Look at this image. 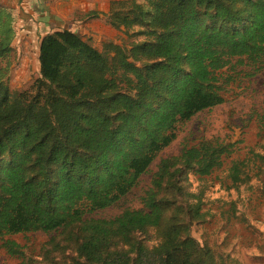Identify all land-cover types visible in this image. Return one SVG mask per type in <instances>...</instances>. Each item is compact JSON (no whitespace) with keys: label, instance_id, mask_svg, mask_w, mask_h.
Wrapping results in <instances>:
<instances>
[{"label":"trees","instance_id":"1","mask_svg":"<svg viewBox=\"0 0 264 264\" xmlns=\"http://www.w3.org/2000/svg\"><path fill=\"white\" fill-rule=\"evenodd\" d=\"M106 22L140 41L98 48L67 29L45 35L39 79L19 92L9 86L11 40L0 42V238L62 232L74 241L73 264H240L192 234L216 219L219 200L207 197L206 179L233 145L184 146L160 160L142 209L126 200L178 126L225 103L233 81L220 73L232 60L264 61V0H111ZM263 178L264 155L255 150L227 171L231 190ZM174 200L180 206L163 228ZM110 208L123 211L89 217ZM151 230L153 246L138 237ZM4 248L24 256L14 241Z\"/></svg>","mask_w":264,"mask_h":264},{"label":"rangeland","instance_id":"2","mask_svg":"<svg viewBox=\"0 0 264 264\" xmlns=\"http://www.w3.org/2000/svg\"><path fill=\"white\" fill-rule=\"evenodd\" d=\"M11 10L10 7H5L4 11H0V42L11 40L13 53L6 59L11 65V73L8 74L9 86L13 92H19L28 90L39 79V64L36 59V40L29 41L27 37L19 35V27ZM8 15L12 16L13 20L9 19ZM99 33L110 40H117V45L127 48L140 41L126 40L120 32L108 33L102 28ZM91 41L98 48H101V43H106L96 37L91 38ZM220 76L227 81H233V84L226 88L225 103L205 110L185 125L178 126L176 140L159 154L148 174L141 178L140 188L127 198L126 207L133 210L143 208L141 197L150 186L156 166L162 159L179 156L184 146L191 147L204 140L217 139L226 145H233L234 153L225 159L223 168L206 179L207 197L211 201L219 200L218 205L213 206L216 219L206 226L193 227L192 234L201 243L207 242L213 247L219 245L218 252L224 259H236L237 249L241 250L246 264V256L249 259L253 254L264 256V178L254 181L250 188L231 190L227 171L231 161L244 159L250 150L264 155V61L253 65L247 61L240 64L239 60L234 59ZM191 180L196 186V180L193 177ZM183 187L191 190L184 184ZM177 206H180L177 200L171 201L166 210L163 228L166 221L168 224L171 222L170 216ZM221 209L224 216L219 214ZM231 209L232 212L229 213ZM122 211L110 208L89 217L113 219ZM138 237L146 239V244L150 246L156 242V232L153 230ZM52 239H55L54 244H51ZM6 241L19 244L23 258L10 257L4 248ZM48 244L51 245L49 254L46 253ZM73 246L74 241L62 232L58 235L37 232L5 236L0 238V264H20L23 261L25 264H73L72 254L69 253Z\"/></svg>","mask_w":264,"mask_h":264},{"label":"crops","instance_id":"3","mask_svg":"<svg viewBox=\"0 0 264 264\" xmlns=\"http://www.w3.org/2000/svg\"><path fill=\"white\" fill-rule=\"evenodd\" d=\"M0 0V11L10 7L14 20L19 27V35L36 40V59L38 64V46L40 40L57 30L67 29L78 33L87 39L98 38L100 41L113 42L99 33L102 28L108 33L117 32L107 24V16L110 10L111 0ZM126 12V11H124ZM96 13L97 16L90 15ZM9 19L12 16L8 15ZM19 23V25H18ZM22 25V26H20ZM27 44V42H26ZM22 52H25L22 50ZM241 250L236 251V260L245 264ZM247 258L246 264H264L262 254H253ZM251 260V262H250Z\"/></svg>","mask_w":264,"mask_h":264}]
</instances>
